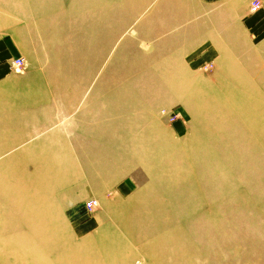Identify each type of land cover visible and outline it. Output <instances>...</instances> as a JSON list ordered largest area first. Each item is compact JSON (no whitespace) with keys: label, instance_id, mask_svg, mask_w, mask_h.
<instances>
[{"label":"rangeland","instance_id":"374dc122","mask_svg":"<svg viewBox=\"0 0 264 264\" xmlns=\"http://www.w3.org/2000/svg\"><path fill=\"white\" fill-rule=\"evenodd\" d=\"M119 6V38L141 32V7ZM247 34V49L194 75L202 93L186 87L192 113L175 110L183 103L161 110L156 156L127 187L91 197L99 205L85 219L75 210L91 199L61 204L76 182L58 184L45 160L22 161L21 145L0 146V174L13 180L0 188V264H264V27ZM76 169L69 164L67 178Z\"/></svg>","mask_w":264,"mask_h":264},{"label":"crops","instance_id":"0c3cea01","mask_svg":"<svg viewBox=\"0 0 264 264\" xmlns=\"http://www.w3.org/2000/svg\"><path fill=\"white\" fill-rule=\"evenodd\" d=\"M250 1L0 0V19L11 17L0 22V146L21 145L22 161L45 160L58 184L76 182L61 204L127 187L158 152L161 110L183 103L175 110L192 113L196 96L186 87L201 96L199 69L222 67L226 52L247 47V32H262L264 9L251 12ZM121 3L141 7V32L119 38ZM102 10H110L104 18ZM18 57L28 62L24 73L11 66ZM55 159L64 163L60 176ZM69 164L77 166L71 179ZM3 176L2 189L13 182Z\"/></svg>","mask_w":264,"mask_h":264},{"label":"built area","instance_id":"2783aa9c","mask_svg":"<svg viewBox=\"0 0 264 264\" xmlns=\"http://www.w3.org/2000/svg\"><path fill=\"white\" fill-rule=\"evenodd\" d=\"M262 7V3L260 0H252L251 2V10L252 12L258 11ZM13 66L16 71H19L20 68L23 67V59L17 58L13 61ZM172 118V117H171ZM174 119V118H172ZM98 200L97 199H91L88 202L84 204V213L90 214L92 211H94L98 207Z\"/></svg>","mask_w":264,"mask_h":264}]
</instances>
